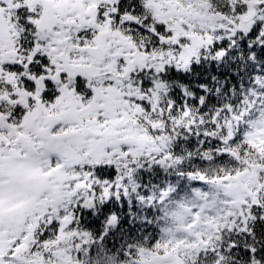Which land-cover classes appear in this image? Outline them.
Segmentation results:
<instances>
[{
  "label": "snow or ice",
  "instance_id": "snow-or-ice-1",
  "mask_svg": "<svg viewBox=\"0 0 264 264\" xmlns=\"http://www.w3.org/2000/svg\"><path fill=\"white\" fill-rule=\"evenodd\" d=\"M0 264H264V0H0Z\"/></svg>",
  "mask_w": 264,
  "mask_h": 264
}]
</instances>
